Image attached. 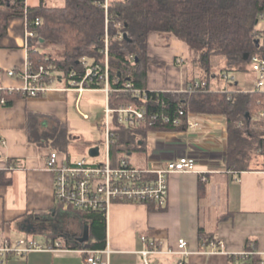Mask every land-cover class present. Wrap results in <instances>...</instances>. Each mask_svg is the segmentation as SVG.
I'll list each match as a JSON object with an SVG mask.
<instances>
[{"label": "crops", "instance_id": "0c3cea01", "mask_svg": "<svg viewBox=\"0 0 264 264\" xmlns=\"http://www.w3.org/2000/svg\"><path fill=\"white\" fill-rule=\"evenodd\" d=\"M25 4L60 7L65 0H25ZM25 24L24 17L10 18L7 33L0 38V88L9 92H19L23 86L21 78L9 76L6 71L26 68ZM260 27L258 23V29ZM146 44L151 59L147 64L146 89L178 93L193 81L202 79L198 65L188 59L187 45L175 35L151 31ZM178 58L183 62L178 63ZM250 72L255 82V73ZM220 81L222 84V78L213 73L209 84L216 89H228L220 85ZM54 85L57 90L37 97H25L19 92L7 98L10 103L0 102V170L11 180L10 184L0 187V233L45 246L59 244L52 250L10 256L5 264H84L85 253L81 250L90 249L83 243L89 237L87 225L74 210L59 205L54 199L53 176L46 168V158L51 151H57L59 158L67 161L80 158L63 152L67 149L71 129L77 123L75 117L80 116L81 123L90 121L95 106L105 108L106 94L101 87L77 91L67 87L63 78ZM234 86V89L247 91L239 88L237 81ZM1 98L6 100L0 91ZM186 117L198 125H187V129L181 131H135L134 150L125 156L131 166L141 169L163 166L188 155L195 159L196 171L168 175V197L164 206L154 202H114L108 207L105 248L96 250L107 264H141L140 251L145 247L141 236L160 242L162 249H176L178 240L184 239L189 253L183 258V264H253L257 257L245 262L232 259L229 254L251 247L264 250L263 167L252 170L228 167L227 121L223 115L188 112ZM59 123L65 124L67 129L63 147H59L54 138H36L44 132L51 134ZM90 147L95 145L90 144ZM109 147L105 143L103 159ZM98 156L99 150L93 158ZM97 161L100 160L93 162ZM35 235L42 237L41 240H36ZM206 237L213 238L210 241L221 240L224 252L205 254ZM154 257L159 264H177L182 258L167 253Z\"/></svg>", "mask_w": 264, "mask_h": 264}, {"label": "trees", "instance_id": "16d2710c", "mask_svg": "<svg viewBox=\"0 0 264 264\" xmlns=\"http://www.w3.org/2000/svg\"><path fill=\"white\" fill-rule=\"evenodd\" d=\"M263 10L264 0H109L107 12L103 0H65L60 7L45 4L30 7L26 6L25 0H0V38L7 33L10 18L25 14L28 28L35 33L29 41L27 55L33 69L41 64L50 65L53 72L59 73L57 77L63 78L68 85L72 71L83 73V59L99 60V50L107 32L109 87L120 89L129 82L133 87L145 90L144 100H138L130 92L111 91L110 105L118 107L131 103L143 107L147 114H164L171 119L168 122L158 119L151 125L142 123L133 129H126L114 120V135L109 147L114 164L134 150L135 131L186 130V114L198 112L221 114L226 118L229 168L262 169L252 161L253 154L263 161L259 152L261 122L253 116L261 106L257 104L262 98L258 93L238 89L222 91L223 88L193 93L152 91L146 89L145 81L147 64L151 61L146 38L151 31L171 33L185 42L188 59L198 65L202 79L207 82L211 81L214 73L211 63L214 56L224 57L226 71L250 72L251 58L259 51L256 35L259 32V14ZM37 19H40L39 24L34 23ZM119 34L121 38L116 37ZM37 40L59 48L55 53L40 51L35 47ZM88 86L100 88L103 81L97 78ZM0 89L7 103H10L8 97L20 94ZM179 110L184 114L179 115ZM173 118L178 119L176 124L172 123ZM37 135V139L54 138L59 147H63L67 129L65 124L59 123L51 134ZM251 149L253 154H249ZM10 183L6 172L0 170V187ZM74 211L88 227L89 237L83 243L93 250L104 249V211ZM211 239L206 237L205 244Z\"/></svg>", "mask_w": 264, "mask_h": 264}, {"label": "built area", "instance_id": "2783aa9c", "mask_svg": "<svg viewBox=\"0 0 264 264\" xmlns=\"http://www.w3.org/2000/svg\"><path fill=\"white\" fill-rule=\"evenodd\" d=\"M108 4V0H103L105 12H107ZM23 17L26 23L23 44L28 51L29 41L35 37V33L28 28L25 14ZM259 18L261 27L256 35L259 51L252 56L250 64L251 70L255 73V85L254 89L250 91H254L262 97L261 100L257 101V104H261V106L253 116L261 122L262 144L259 152L264 163V10L259 14ZM34 23L39 24L40 19H37ZM116 37L121 38V34ZM39 43L40 41L37 40L36 44ZM177 62L181 63L183 60L178 58ZM81 65L83 73L77 74L72 71L69 74L71 79L67 87H72L81 92L89 87L88 84L94 82L95 79L99 78L103 81V87L101 88L105 91L107 102L99 125L105 133L107 148L114 135L112 131L114 120L129 128H135L142 123L151 125L158 119L163 122L171 120L168 115L147 114L143 107H137L131 103L119 105L118 107L110 105L108 96L111 91L130 92L138 100H144L145 90L135 88L129 82L120 89H111L109 87V42L107 32L104 36L103 47L99 50V60L83 59ZM102 69L103 73H100ZM6 72L9 76H16L23 80V86L19 92L25 97H37L52 90H57L54 84L61 78L57 77L60 76L59 73L53 72L50 65L41 64L36 70L33 69V65L28 59L25 70L17 71L14 68H10ZM222 77L225 81L234 80L233 76L229 78L227 74H223ZM218 90L210 86L206 79H200L190 83L183 92L193 93ZM227 90L229 89H222V91ZM5 101L4 98L0 100L2 104ZM178 114L183 115L184 112L179 110ZM177 122V118L172 119V123L176 124ZM187 125L194 127L198 125V122L187 120ZM195 164L194 158L182 155L166 162L163 166H150L141 169L131 166L125 157L120 158L114 164L108 151L104 159L97 162L87 161L84 157L74 161H67L60 159L57 151H51L46 158V168L53 176L56 203L71 210H103L104 213L114 202L134 204L154 202L159 206H164L168 197V175L174 172L196 171ZM141 240L145 243V247L140 251L142 256L141 264H159L154 259V256L160 253L179 255L182 258L177 261V264H183V258L189 253L187 243L182 238L178 240L176 249H162L160 242L146 236H141ZM58 246L59 244L57 243H55V247L45 246L23 237L12 239L0 233V264H5L10 256L21 257L30 251L52 250ZM223 247L224 244L221 240H212L206 244L203 252L205 254L223 253ZM81 252L85 253L84 264H107L106 261L100 259V251L82 249ZM229 257L245 262L252 259L255 260L257 257L253 264H264V250L259 251L254 247L239 253L229 254Z\"/></svg>", "mask_w": 264, "mask_h": 264}, {"label": "rangeland", "instance_id": "374dc122", "mask_svg": "<svg viewBox=\"0 0 264 264\" xmlns=\"http://www.w3.org/2000/svg\"><path fill=\"white\" fill-rule=\"evenodd\" d=\"M57 5V4H54ZM35 47L40 51L55 53L59 47L49 44L46 42H41L36 44ZM212 70L219 77L222 78L223 86H227L228 89H234V82H238V87L244 90H252L254 89V77L251 72H238V71H226V63L225 59L222 56H214L211 59ZM223 74H227L230 77H234V80L229 79L225 81L223 79ZM221 81H220V85ZM93 116L90 121L80 122L81 117L76 116L75 119L77 123L74 124L73 130L71 129V134H69V139L67 143V149L63 150L64 154H69L73 158L84 157L87 161L101 160L103 159L105 148V133L99 127V121L103 118V110L104 106H95L93 109ZM74 135V136H73ZM76 136V137H75ZM90 144H93L98 147L99 156L97 159L88 155L87 150L90 147ZM249 154H253V150H249ZM252 161L256 163V165L261 168L264 167V163L257 156L253 154ZM36 240H41L42 237L35 235Z\"/></svg>", "mask_w": 264, "mask_h": 264}, {"label": "water", "instance_id": "95a60500", "mask_svg": "<svg viewBox=\"0 0 264 264\" xmlns=\"http://www.w3.org/2000/svg\"><path fill=\"white\" fill-rule=\"evenodd\" d=\"M256 42H258V40L256 39ZM88 155L91 157H94L98 154V147H90L87 151ZM29 225H33V224H29Z\"/></svg>", "mask_w": 264, "mask_h": 264}]
</instances>
